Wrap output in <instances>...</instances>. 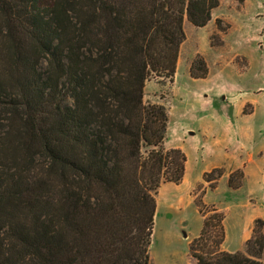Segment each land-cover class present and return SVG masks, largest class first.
Wrapping results in <instances>:
<instances>
[{"label": "trees", "instance_id": "obj_1", "mask_svg": "<svg viewBox=\"0 0 264 264\" xmlns=\"http://www.w3.org/2000/svg\"><path fill=\"white\" fill-rule=\"evenodd\" d=\"M219 5L0 0V264L150 263L159 188L183 181L186 157L146 84L173 81L185 20L203 28ZM191 76H208L200 55ZM196 204L197 264H264L263 220L230 253L223 214Z\"/></svg>", "mask_w": 264, "mask_h": 264}, {"label": "rangeland", "instance_id": "obj_2", "mask_svg": "<svg viewBox=\"0 0 264 264\" xmlns=\"http://www.w3.org/2000/svg\"><path fill=\"white\" fill-rule=\"evenodd\" d=\"M184 29L186 39L173 81L151 78L145 101L165 107L169 118L166 147L185 154L184 177L202 178V182L192 192V203L188 183H163L159 188L149 264H197L190 245L203 229L196 203L204 202L207 187V202L233 206L223 215V249L230 253L244 251L247 235L252 236L238 219L237 207L251 199V193L254 207L264 208V177L257 168L264 175V0H220L207 26L198 28L185 20ZM198 55L208 68L203 79L191 76ZM195 72L201 73L200 69ZM250 113L254 115L246 126L240 118ZM243 126L252 132L243 136ZM250 156L254 163H248ZM215 169L214 180L206 182L204 175ZM228 173L234 176L233 187L225 181L215 187Z\"/></svg>", "mask_w": 264, "mask_h": 264}, {"label": "crops", "instance_id": "obj_3", "mask_svg": "<svg viewBox=\"0 0 264 264\" xmlns=\"http://www.w3.org/2000/svg\"><path fill=\"white\" fill-rule=\"evenodd\" d=\"M254 114L253 113H250L248 116H243L242 118H240L241 120V123L242 124H245L246 126L248 125L247 121H251V116H253ZM246 121V122H245ZM240 131H241V134L244 136V135H248V132L251 133L252 130L251 128H247L245 126L243 127H240ZM234 139L235 136L233 137ZM237 140V139H236ZM243 140V139H241ZM246 147V146H245ZM254 159L252 156H250V158L248 159V163H254ZM241 165V164H240ZM219 166H222V164H219L217 167ZM220 168V167H219ZM258 170H260V173L262 175V179L264 177L263 175V169H259V167H257ZM253 175H254V171H253ZM229 176H230V173L227 174V176H222L221 179L218 180L217 182V185H215V187H218V185L221 183V182H224L225 181V185L230 187L229 186ZM188 181V182H187ZM202 182V178H198L196 179L195 181H191L188 179V177H184L183 179V183L187 184L189 187H188V194H189V197H190V202L192 203L194 201V197H193V191L194 189L198 186L199 183ZM209 183H206V185H208ZM210 189V187H207V189H205L203 191V199H204V202L207 206H213L214 208H216L219 212H221L224 216H225V213H230L231 209L233 208V206H223L222 203H217V202H212V203H209L207 202L206 200V196L208 195V190ZM217 190V189H216ZM252 194L250 193L248 195L249 198L251 199H247L246 201L242 202L238 207H237V216H238V219L239 220H243V226L246 228V229H249L250 230V234L252 232V226H253V223L256 221V220H263L264 221V208H258V207H254L253 205V199H252ZM199 211V210H198ZM203 219V217H202ZM251 235H247V238L249 239ZM247 239V240H248ZM225 251H227L225 249Z\"/></svg>", "mask_w": 264, "mask_h": 264}, {"label": "water", "instance_id": "obj_4", "mask_svg": "<svg viewBox=\"0 0 264 264\" xmlns=\"http://www.w3.org/2000/svg\"><path fill=\"white\" fill-rule=\"evenodd\" d=\"M184 235L187 236L186 232H184Z\"/></svg>", "mask_w": 264, "mask_h": 264}]
</instances>
